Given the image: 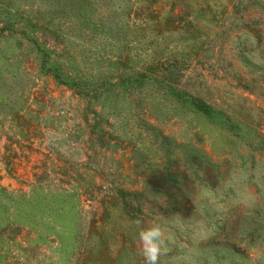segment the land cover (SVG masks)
<instances>
[{
  "label": "rangeland",
  "instance_id": "374dc122",
  "mask_svg": "<svg viewBox=\"0 0 264 264\" xmlns=\"http://www.w3.org/2000/svg\"><path fill=\"white\" fill-rule=\"evenodd\" d=\"M264 264V0H0V264Z\"/></svg>",
  "mask_w": 264,
  "mask_h": 264
},
{
  "label": "clouds",
  "instance_id": "9594fccd",
  "mask_svg": "<svg viewBox=\"0 0 264 264\" xmlns=\"http://www.w3.org/2000/svg\"><path fill=\"white\" fill-rule=\"evenodd\" d=\"M138 237L142 244L145 264H157L162 244V232L159 226L141 229L138 232Z\"/></svg>",
  "mask_w": 264,
  "mask_h": 264
}]
</instances>
